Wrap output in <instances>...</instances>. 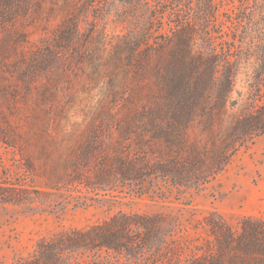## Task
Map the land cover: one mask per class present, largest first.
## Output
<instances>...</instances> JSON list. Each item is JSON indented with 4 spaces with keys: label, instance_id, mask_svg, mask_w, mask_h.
Returning <instances> with one entry per match:
<instances>
[{
    "label": "trees",
    "instance_id": "1",
    "mask_svg": "<svg viewBox=\"0 0 264 264\" xmlns=\"http://www.w3.org/2000/svg\"><path fill=\"white\" fill-rule=\"evenodd\" d=\"M110 1L0 0V152L13 162L0 163V204L199 191L264 135V50L232 111L244 52L214 0H121L125 33L109 47ZM194 228L182 240L174 214L120 211L40 236L15 264H264V216L211 212Z\"/></svg>",
    "mask_w": 264,
    "mask_h": 264
},
{
    "label": "rangeland",
    "instance_id": "2",
    "mask_svg": "<svg viewBox=\"0 0 264 264\" xmlns=\"http://www.w3.org/2000/svg\"><path fill=\"white\" fill-rule=\"evenodd\" d=\"M214 1L225 39H237L244 52L230 98L231 110L239 111L255 91L257 67L264 50V0ZM126 8L121 0L109 2L100 23L109 47L125 33L120 15ZM1 161L12 165L11 154L0 152ZM44 205V209L27 210L0 204V264H15L18 257L29 256L40 236L86 228L120 211L174 214L186 229L180 239L190 240L197 236L194 226L211 212L222 213L233 225L245 216H264V135L238 152L229 167L199 191L179 193L163 188L161 192L143 194L124 190L96 195L86 189L61 190L50 204Z\"/></svg>",
    "mask_w": 264,
    "mask_h": 264
}]
</instances>
